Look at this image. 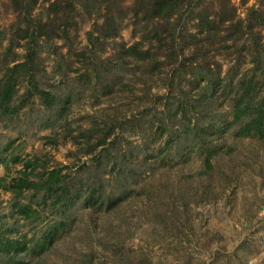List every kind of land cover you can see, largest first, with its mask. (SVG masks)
Instances as JSON below:
<instances>
[{"label": "trees", "instance_id": "1", "mask_svg": "<svg viewBox=\"0 0 264 264\" xmlns=\"http://www.w3.org/2000/svg\"><path fill=\"white\" fill-rule=\"evenodd\" d=\"M6 5L12 18L0 27V41L6 38L0 61V121H14L33 106L38 125L48 128L40 135L44 143L70 141L88 154L89 162L78 166L82 176L77 189H83L81 196L76 194L86 206L115 207L131 194L142 171L151 173L158 161H167L170 147L184 159L183 151L194 143L200 165L187 172L186 182L196 176L205 190L213 172H223L219 157L231 153L228 137L264 138V0L246 4L242 15L232 0H6ZM85 18H92L86 44L73 48L71 39ZM123 21L137 35L128 44L115 39ZM105 43H113V51L101 55ZM15 44L23 50L20 58L12 48ZM43 45L54 57L51 74L40 62ZM219 57L228 63L222 73ZM128 73L139 75L142 84L154 75L163 77L164 90L153 98L161 101L160 107L150 111L149 103L127 117L102 107L98 116L88 115L85 125L73 124L69 110L84 88L95 97L135 94L134 84L123 80ZM147 92L146 86L136 96L146 97ZM144 116L146 128L160 140L156 149H144L137 158L143 149L125 131ZM11 142L0 147V162ZM9 159L19 161L20 167L7 181L0 176V186L14 195L11 206L17 213L29 217L36 212L18 199L24 190L67 208L73 176L61 172L64 165L45 168L41 159L19 158L15 152ZM177 190V198L186 195V189ZM64 225L63 219L49 224L32 239L29 250L43 251ZM25 241L2 229L0 264H26L19 254L27 249Z\"/></svg>", "mask_w": 264, "mask_h": 264}, {"label": "rangeland", "instance_id": "2", "mask_svg": "<svg viewBox=\"0 0 264 264\" xmlns=\"http://www.w3.org/2000/svg\"><path fill=\"white\" fill-rule=\"evenodd\" d=\"M252 1L241 4L239 0H232L238 15H242L245 5ZM11 18L6 0H0V27ZM91 22L92 18L79 22L76 35L71 39L73 48L85 46V31ZM123 23L115 39L128 44L137 35L131 34V24ZM5 44L6 38H1L0 61ZM112 45L102 44L101 55L112 52ZM12 48L20 58L21 46L15 44ZM60 50L64 51L65 47ZM38 53L46 72L53 73V54L45 45ZM218 60H222V73L228 66L227 59L219 57ZM138 76L123 75V80L134 84L135 94L125 92L127 96L112 93L95 97L89 93V88H84L82 93L73 97L69 110L73 124L85 125L88 115L98 116L102 107L108 112L115 109L117 114L125 117L149 103H152L150 111L160 107L161 101L153 98L164 90L163 77L154 75L142 84ZM146 86L147 96H136L142 95ZM19 88L22 90V85ZM34 109L32 106L9 123L0 121V147L12 139V146L2 150L4 158L0 162V176L7 181L17 174L20 162L9 159L15 152L19 158L33 156L41 159L45 168L64 165L61 172L68 171L73 180L65 209L60 204H51L49 198L40 201L29 190H24L18 199L36 210L29 217L15 211L11 206L14 195L0 186V231L5 229L10 237L26 240L27 249L19 252L26 264H264V138L232 140L228 137L231 153L219 157L223 172H213V179L205 190L202 180L196 176L191 183L186 182L187 172L193 173L200 165L195 143L183 151L184 159L172 146L167 161H158L151 173L142 171V177L135 179L131 194L106 210L103 206H86L82 203L83 197L76 196H81L83 189V186L77 189V178L82 176L78 166L82 161L89 162V155L81 154L70 141L55 145L44 143L40 135L47 133L48 128L38 125ZM139 123L133 127L136 132H132L133 128L125 131L132 143L143 149L137 158L142 156L144 149H156L160 140L159 137L153 138L151 129L146 128V116L140 118ZM104 185L108 182L105 181ZM177 189H186V195L177 198ZM198 196L203 197V201ZM59 219H63L65 225L59 230L57 239L40 253H32L29 250L32 239ZM129 258L134 260L129 262Z\"/></svg>", "mask_w": 264, "mask_h": 264}]
</instances>
